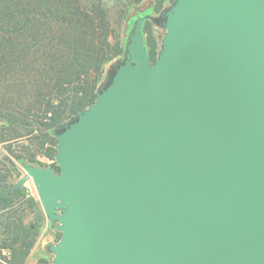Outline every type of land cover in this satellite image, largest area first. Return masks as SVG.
Returning a JSON list of instances; mask_svg holds the SVG:
<instances>
[{"label":"water","instance_id":"water-1","mask_svg":"<svg viewBox=\"0 0 264 264\" xmlns=\"http://www.w3.org/2000/svg\"><path fill=\"white\" fill-rule=\"evenodd\" d=\"M145 20L54 129L58 172L11 191L56 223L53 264H264V0H175L154 61Z\"/></svg>","mask_w":264,"mask_h":264},{"label":"trees","instance_id":"trees-1","mask_svg":"<svg viewBox=\"0 0 264 264\" xmlns=\"http://www.w3.org/2000/svg\"><path fill=\"white\" fill-rule=\"evenodd\" d=\"M83 2L0 0V211L12 200L26 199L35 206L26 187L11 191L14 184L5 186L12 179L10 169L21 178L10 156L21 166L46 167L39 156L55 162L52 132L94 102L105 65L117 56L120 61L127 58L134 23L147 15L133 16L123 46L116 42L109 49L101 0L89 1V6ZM165 2L156 0L159 8ZM145 21V46L154 61L145 40ZM49 167L59 170L56 163ZM43 221L37 211L36 225L20 229L18 218L7 216L0 231V264H26ZM36 264L50 263L40 259Z\"/></svg>","mask_w":264,"mask_h":264},{"label":"rangeland","instance_id":"rangeland-1","mask_svg":"<svg viewBox=\"0 0 264 264\" xmlns=\"http://www.w3.org/2000/svg\"><path fill=\"white\" fill-rule=\"evenodd\" d=\"M89 1L92 0H85L83 5L89 6ZM174 1L175 0H166L163 7L159 8L156 4V0H101L105 14L104 25L106 29V42L109 49L113 48L116 42L119 43L120 47L123 46V42L127 36V24L133 16H136L137 14H147L145 21V40L151 53V57L155 60L160 51L162 39L165 34V29L159 23L160 16L171 8ZM36 26H38V24H36ZM120 60V56H117L112 58V60L105 65L104 73L98 87L104 82L107 73L114 65L120 62ZM1 92H3V90ZM75 115H72L63 123L68 122ZM52 133L54 134V131ZM5 152V150H2V153ZM39 157L41 164L46 165V167L55 163L53 160L45 159L41 156ZM10 158L14 161L17 170L22 177L24 174L21 168L22 166L19 162L14 160L12 156H10ZM10 170L12 172V179L7 185H5L6 187H10L18 180L16 178L17 174L13 171L14 169ZM25 186L28 189V195L34 198L35 206L32 207L26 199L12 200V203L8 208L4 209V211H0V231L4 229L3 227L7 216L18 218V223L21 225L20 229H23V226L32 225L34 227L36 225L37 211H40L43 214L32 182L29 181ZM1 189L2 188H0V190ZM55 225L56 223H49L44 217L42 227L38 232L32 250L26 260V264H36L40 259H45L50 264H53V254L49 251V246L55 245L60 239V233L55 229Z\"/></svg>","mask_w":264,"mask_h":264}]
</instances>
